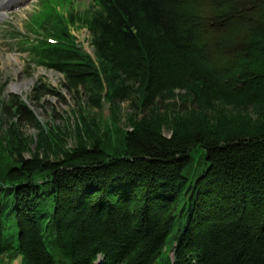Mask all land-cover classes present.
<instances>
[{
  "label": "trees",
  "instance_id": "16d2710c",
  "mask_svg": "<svg viewBox=\"0 0 264 264\" xmlns=\"http://www.w3.org/2000/svg\"><path fill=\"white\" fill-rule=\"evenodd\" d=\"M91 1L8 37L84 101L67 139L1 85L0 264H264V0Z\"/></svg>",
  "mask_w": 264,
  "mask_h": 264
},
{
  "label": "rangeland",
  "instance_id": "374dc122",
  "mask_svg": "<svg viewBox=\"0 0 264 264\" xmlns=\"http://www.w3.org/2000/svg\"><path fill=\"white\" fill-rule=\"evenodd\" d=\"M53 5L58 6L65 14L69 12L84 13L92 7L91 0H51ZM46 0H1L3 7L0 8V87H4L3 97L8 100L11 95L21 97L29 102L31 110L44 126L54 131H59L62 135H67V139L72 136L76 113L79 112L81 102L74 91H69L63 85V77L57 72L32 65L28 67V57L12 39L16 31L30 33L27 26L33 16H37L43 9ZM77 37L78 43L89 53H93L90 44V34L86 29H71ZM34 38L37 36L30 33ZM38 84L46 85L49 89L59 91L60 94H50L43 96L39 101L34 99L32 91ZM20 87L21 91L14 88ZM84 104V102L82 103ZM122 115H127L130 111L126 102L121 104ZM93 113H100L102 121H106L111 115L108 105L101 110H94ZM7 123L19 122L18 118L11 112L5 117ZM22 132L27 137L36 140L39 129L33 123L22 121ZM72 139L69 145H72ZM29 157V155H27Z\"/></svg>",
  "mask_w": 264,
  "mask_h": 264
},
{
  "label": "bare ground",
  "instance_id": "6f19581e",
  "mask_svg": "<svg viewBox=\"0 0 264 264\" xmlns=\"http://www.w3.org/2000/svg\"><path fill=\"white\" fill-rule=\"evenodd\" d=\"M1 7H3V3H1V0H0V8ZM14 90L19 91V92L21 91L20 87H16L14 88Z\"/></svg>",
  "mask_w": 264,
  "mask_h": 264
}]
</instances>
